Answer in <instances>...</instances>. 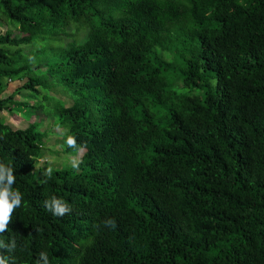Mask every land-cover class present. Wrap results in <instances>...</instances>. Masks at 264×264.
<instances>
[{
    "label": "trees",
    "instance_id": "trees-1",
    "mask_svg": "<svg viewBox=\"0 0 264 264\" xmlns=\"http://www.w3.org/2000/svg\"><path fill=\"white\" fill-rule=\"evenodd\" d=\"M9 20L8 264H264V0H1ZM48 119L82 162L39 168Z\"/></svg>",
    "mask_w": 264,
    "mask_h": 264
},
{
    "label": "rangeland",
    "instance_id": "rangeland-1",
    "mask_svg": "<svg viewBox=\"0 0 264 264\" xmlns=\"http://www.w3.org/2000/svg\"><path fill=\"white\" fill-rule=\"evenodd\" d=\"M1 1V0H0ZM5 24H11V21H7V23H0V35H3L6 33L7 27H4ZM9 27H11L9 25ZM16 33H14L15 35ZM15 48H11V51H14ZM3 85L6 86V89L3 92V97H7L9 94H11L18 84L14 82H9L8 80L2 81ZM7 82V83H6ZM18 83V82H17ZM27 93L23 95V98H25ZM59 98L64 99L65 102L69 105L72 103L71 98H66L62 96V94L59 95ZM70 99V100H69ZM25 108H15L13 113L6 112L2 114V118L4 119V122L12 126L15 130L18 129H26L29 127L31 123H33L36 120L35 116L29 117V115L26 114V111L23 112ZM21 122V123H20ZM51 120H45L43 122L42 127L40 128V131H48L51 133L49 136V139L46 140V148L44 150V156L41 160H39V168L43 166L47 167V172L56 171V170H65L70 167L75 166L76 164L82 162V158L84 155L83 151L74 152V153H67L65 151L66 143L61 145L59 143L60 138H58L55 133V129L52 127ZM48 162L47 165L43 164Z\"/></svg>",
    "mask_w": 264,
    "mask_h": 264
},
{
    "label": "clouds",
    "instance_id": "clouds-1",
    "mask_svg": "<svg viewBox=\"0 0 264 264\" xmlns=\"http://www.w3.org/2000/svg\"><path fill=\"white\" fill-rule=\"evenodd\" d=\"M68 143L73 145L74 139L69 138ZM15 182L13 170L11 167L0 163V233L7 230V225L10 220L13 210L20 206L21 194L18 190H13L12 185ZM46 208L54 215L63 216L71 211L70 207L62 200L52 197L50 200L45 201ZM15 247L13 242L11 245H5L3 241H0V248H6L11 251ZM41 256L47 264V257L44 254ZM0 264H8L7 259L0 255Z\"/></svg>",
    "mask_w": 264,
    "mask_h": 264
}]
</instances>
